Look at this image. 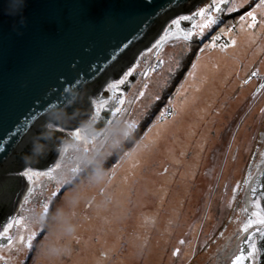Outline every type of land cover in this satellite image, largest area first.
<instances>
[{
	"label": "rangeland",
	"instance_id": "374dc122",
	"mask_svg": "<svg viewBox=\"0 0 264 264\" xmlns=\"http://www.w3.org/2000/svg\"><path fill=\"white\" fill-rule=\"evenodd\" d=\"M217 3L171 19L139 52L131 64L146 58L155 70L139 66L135 96L101 138L83 132L104 104L90 99L91 117L65 131L62 163L17 172L26 182L0 228V264H223L262 226L248 191L264 165V2ZM176 20L190 29L175 31ZM189 51L188 71L163 92ZM155 102L153 123L124 143ZM168 105L173 115L159 120Z\"/></svg>",
	"mask_w": 264,
	"mask_h": 264
},
{
	"label": "water",
	"instance_id": "95a60500",
	"mask_svg": "<svg viewBox=\"0 0 264 264\" xmlns=\"http://www.w3.org/2000/svg\"><path fill=\"white\" fill-rule=\"evenodd\" d=\"M201 1L23 0L21 11L8 15L7 0H0V181L20 177L25 184L17 172L27 165L44 169L38 166L50 142H57L58 149L61 142L71 143L65 131L89 119L94 110L90 99L107 98L106 82L118 80L121 68L131 64L171 19L188 14ZM189 25L180 22L185 30ZM134 80L129 78L130 83ZM107 120V113L101 112L86 134L97 135ZM47 124L63 131L48 129ZM263 171L264 165L250 184L249 205H260L256 180ZM260 187L263 191L264 185ZM1 192L0 228L14 211L12 199ZM258 227L264 225L244 233L237 249Z\"/></svg>",
	"mask_w": 264,
	"mask_h": 264
},
{
	"label": "flooded vegetation",
	"instance_id": "af4514ba",
	"mask_svg": "<svg viewBox=\"0 0 264 264\" xmlns=\"http://www.w3.org/2000/svg\"><path fill=\"white\" fill-rule=\"evenodd\" d=\"M210 5L214 10V6L212 4H210ZM207 15H208V11H207ZM185 16H188V15H185ZM179 28H181L180 23H179V25L176 26L175 31L178 30ZM189 53H190V51L184 55L185 58L180 61L178 68L174 71L173 75L171 76L170 81H168V83L166 84L167 87H164L165 90L163 92H165L169 87H171L173 85L172 83L177 78V76H180L181 71L184 69L185 64L187 62L186 58H188L191 54V53L190 54ZM136 58H138V57H136ZM139 63L140 64L125 65L121 68L120 73L123 74L122 72H124V69L129 67L125 70V74L121 78L120 83L115 85L116 88L109 90L108 97L103 100L104 104H103V107L100 109V112L104 111L108 115L107 123L103 127L104 130L102 129L97 135H94V136H88L86 134L85 130L87 128H85L83 130L85 135L90 137V139H95V138H99V137L101 138V134L103 132H106L108 127H111L113 124H115V122L118 119H120L122 116H124V112L126 113V110L128 109V107H127V104H128L127 96L130 95L128 97L133 99V97L136 94V91H134V89H133V85L141 76L142 70L139 68V66H145L148 64L149 66H151L152 70H155L156 65H153L151 63V61L147 60L146 58H142ZM131 72H134V75L130 74ZM134 76H135V80L132 83H130L129 78L134 77ZM111 90H113V91H111ZM98 100H99V98H98ZM157 106H158V104L156 102L153 103L151 105V107L149 108V110L147 111V113L144 115V118L139 119L135 124L139 125L141 128L142 123H145L149 119V117H151L155 113L153 111H155L154 108ZM91 115H90V117H91ZM98 119H99V117L97 116L93 123L97 122ZM93 123L90 126H92ZM138 127H137V129L135 128L136 130H134L133 132L131 131V133L125 138L124 143L126 142L128 144V143L133 142L134 138L137 137L136 132H138L137 130H139ZM129 136H131V137L129 138ZM55 137L57 139V136H55ZM70 140H71V138H70ZM56 143L57 142H55V141L54 142L51 141L50 144L47 146L48 151H47L45 157L42 159V163L38 166L39 168L51 169L52 167L56 166L57 164L62 163L61 161L63 159H62L61 155L63 153V145H61L58 149ZM63 155H64V153H63ZM38 170H40V169H38ZM263 179H264V171L261 172L260 176L256 180L257 184L259 183L258 184L259 187L256 189V194H261V196H262L261 198H259V200H260V205L264 211V190L261 191V187H260L261 185H264ZM23 186H24V181L20 177L14 179L13 181H11V177H9V178L8 177L7 178L1 177V181H0V190L2 188L1 193L3 196L7 195L9 199H12L11 200L12 201L11 206L12 207L14 206V208H16L17 205H19V203H20L21 197L18 198V196H20V195L22 196L21 190H22ZM2 207H5V206L2 205ZM12 207H10V208H12ZM258 228H259V231H257V232L251 231L245 237H243L242 241L240 242L239 248L237 249L238 251H236L234 254L230 255L229 259L224 264H236L238 257H239V264H264V228H260V227H258ZM4 240L5 239H0L1 242H3Z\"/></svg>",
	"mask_w": 264,
	"mask_h": 264
},
{
	"label": "snow or ice",
	"instance_id": "6c2138e0",
	"mask_svg": "<svg viewBox=\"0 0 264 264\" xmlns=\"http://www.w3.org/2000/svg\"><path fill=\"white\" fill-rule=\"evenodd\" d=\"M225 2H226V0H218L217 6H216V10H217V11H220L219 4H223V3H225ZM262 2H264V0H262ZM206 11H207L206 9H201V10L197 13V15H199V16H201V17H204V16L206 15ZM249 16H252V13H249ZM180 19H181V20H185V19H189V17H181ZM254 19H255V17H253V20H254ZM174 23L177 24V25H179L180 20H176V21H174ZM210 23H214V21H210ZM208 26H209V24H204V25H202V30H203V28H206V27H208ZM190 36H191V33L187 34V35L185 36V39L190 38ZM77 135H79V134L77 133ZM24 174L27 175V173H24ZM256 222H257L258 224L264 225V218H261V219H259V220L256 221ZM249 227H251V222H250L248 225L245 226V231H247V229H248ZM5 231H7V229H6ZM21 240L23 241V237H21ZM29 247H31L30 242H29ZM236 264H239V257L237 258Z\"/></svg>",
	"mask_w": 264,
	"mask_h": 264
},
{
	"label": "trees",
	"instance_id": "16d2710c",
	"mask_svg": "<svg viewBox=\"0 0 264 264\" xmlns=\"http://www.w3.org/2000/svg\"><path fill=\"white\" fill-rule=\"evenodd\" d=\"M191 63H192V60H189V59H188V61H187L186 64H185L184 69L182 70V72H181V74H180V77L183 76V75L185 74V72L188 71V69H189ZM159 113H160V112H159ZM155 116H156V115H155V113H154V114H153V115H152V116H151V117H150L145 123L142 124V125H143V128H139V130H138V132H137V135H136L137 137L134 138L133 142L137 141L138 138H140V136L145 132L146 127H149V125H151V124L153 123ZM4 241H6V240H4Z\"/></svg>",
	"mask_w": 264,
	"mask_h": 264
},
{
	"label": "clouds",
	"instance_id": "9594fccd",
	"mask_svg": "<svg viewBox=\"0 0 264 264\" xmlns=\"http://www.w3.org/2000/svg\"><path fill=\"white\" fill-rule=\"evenodd\" d=\"M7 5V14L17 15L23 7V0H7Z\"/></svg>",
	"mask_w": 264,
	"mask_h": 264
},
{
	"label": "built area",
	"instance_id": "2783aa9c",
	"mask_svg": "<svg viewBox=\"0 0 264 264\" xmlns=\"http://www.w3.org/2000/svg\"><path fill=\"white\" fill-rule=\"evenodd\" d=\"M173 115V109L170 105H168L165 109L164 112L159 116V120H164L166 118H170Z\"/></svg>",
	"mask_w": 264,
	"mask_h": 264
}]
</instances>
